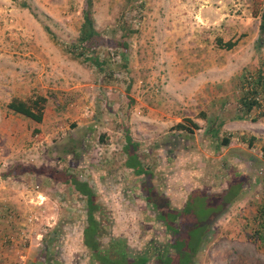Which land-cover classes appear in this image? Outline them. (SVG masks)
<instances>
[{
	"label": "rangeland",
	"instance_id": "1",
	"mask_svg": "<svg viewBox=\"0 0 264 264\" xmlns=\"http://www.w3.org/2000/svg\"><path fill=\"white\" fill-rule=\"evenodd\" d=\"M90 1L97 33L90 50L101 70L77 57L85 0H0V186L42 192L28 194L38 204L27 201L42 212L25 213L54 222L41 250L48 246L54 264H97L74 239L86 225L85 198L43 176L2 177L15 166L54 168L86 183L102 208L94 214L102 248L111 237L124 239L133 255L147 243L166 245L167 264H176V245L186 246L191 225L201 228L200 240L187 264H264L255 235L256 210L264 206V34L258 47L259 20L251 15L257 0ZM217 39L233 46L220 48ZM181 46L186 72L196 77L167 78ZM248 93L255 103L243 115ZM35 96L46 100L40 123L5 107ZM184 119L198 129H174ZM124 132L148 176L124 166ZM144 182L171 208H184L176 226L182 235L164 231L158 218L166 209L144 200ZM201 198L209 208L197 218L191 203Z\"/></svg>",
	"mask_w": 264,
	"mask_h": 264
},
{
	"label": "trees",
	"instance_id": "2",
	"mask_svg": "<svg viewBox=\"0 0 264 264\" xmlns=\"http://www.w3.org/2000/svg\"><path fill=\"white\" fill-rule=\"evenodd\" d=\"M256 1V0H254ZM258 5V8L252 11V17H255L259 20L258 22V36L256 43L259 46L263 45V34H264V0H257L255 2ZM24 8L27 6L24 4ZM43 30L47 34H51L50 31L47 29L46 26H42ZM97 36L93 28V19H92V12H91V1L85 0L84 8L82 10V18L81 24L78 30V36L76 39V44L78 45L76 49L79 50L77 57H82L83 60L88 61L98 70H101L103 61L99 60L97 56L90 50V47L95 44L94 38ZM216 45L220 48H224L226 50L230 49L233 44L231 42H222L220 39L216 40ZM122 49H124V44L120 45ZM45 98L40 96H35L32 99H28L26 101H22L17 98H11L9 102L6 104V109L11 111L13 114L20 115L22 117L28 118L36 123H40L42 120V108L45 104ZM255 102L250 98V93L246 94L240 101L241 105V114L246 115L248 114ZM202 117L204 118L203 114ZM236 119H241V116L237 117ZM189 123L190 126H186L184 123ZM220 125H215L214 127L220 128ZM218 128V129H219ZM174 129L180 132H188L192 133L193 130L198 129L197 124L192 122L189 119H184L183 123H178L174 126ZM217 133V130H215ZM124 140L126 142L123 152L126 156L124 166L128 169L132 170V173L135 176H148L149 172L147 169L143 168L140 162L138 161L136 155L137 145L131 141L129 135L124 132ZM229 142L228 138H222L219 141L221 146H226ZM24 174L30 175H37L43 176L46 179L50 180L53 183L71 185V187L81 196L85 198V213H86V225L82 229V245L83 247L89 252V257L91 261L97 264H146L148 259L151 255H148V248L140 251L137 255H133L129 249L127 248L126 242L124 239L119 237H111L107 243L108 248H102L101 244L98 240V237L101 234L100 222L94 217L95 213L101 214L102 208L96 203L94 196L91 190L87 187L86 183L77 181L76 177L73 175L67 174L64 171H58L54 168H45L39 167L38 169L28 168L24 166H15L10 171H7L5 174L2 175L3 178H17ZM142 188L145 192V201L150 204L154 209H166L164 215L159 216V220L161 221L162 225L166 227V230L170 232H174L177 229H173L169 226L170 222L175 221L176 217L172 216L173 208H171L168 204V201L164 199L161 195L157 194L151 186L144 182L142 184ZM197 201V200H196ZM197 206H199L198 211L196 210L197 218L200 216L203 217L205 212L201 210L203 203L201 201L196 202ZM203 216L199 215L202 213ZM195 214L194 210L192 212ZM255 219L257 220L258 229L255 231L256 240L261 244L264 245V206L261 204L257 210ZM201 228H196L193 232H191L190 238L186 246L184 245V240H179V244L176 245L177 254L175 256L176 264H187L189 261L190 255L196 250L200 238H198L199 232ZM179 236L183 234V231H180ZM185 247V251L183 248ZM49 252L47 251V247L42 250L41 252V260L40 264H54L55 262L52 260L51 257H48ZM51 255V253H50ZM51 258V259H49ZM180 258V259H179ZM160 264H167L169 262L168 259L162 261V259H158ZM163 262V263H162Z\"/></svg>",
	"mask_w": 264,
	"mask_h": 264
},
{
	"label": "crops",
	"instance_id": "3",
	"mask_svg": "<svg viewBox=\"0 0 264 264\" xmlns=\"http://www.w3.org/2000/svg\"><path fill=\"white\" fill-rule=\"evenodd\" d=\"M187 50L185 46H181V59L172 58L169 60L167 78L195 76L186 72L188 71L186 70L188 60L186 59L187 56H184L185 60L182 56L187 54ZM212 67L215 68L217 65L213 63ZM200 75L202 76H199L200 78H205L204 74ZM213 77L219 78L220 75H213ZM9 187L6 183L0 186V264H40L43 237L46 230L50 229L54 222L50 220L45 223L38 217L27 215L28 213L31 214L33 209H37L39 213L43 209L39 206L30 208L27 201L38 204V201L29 199L28 194L39 195L42 192L33 190L32 193H29L27 189L23 188H16L14 191L12 187ZM38 212L36 215H39ZM29 216L35 218V221ZM28 220L32 222L28 223ZM74 239L79 244L82 239V232H76Z\"/></svg>",
	"mask_w": 264,
	"mask_h": 264
},
{
	"label": "flooded vegetation",
	"instance_id": "4",
	"mask_svg": "<svg viewBox=\"0 0 264 264\" xmlns=\"http://www.w3.org/2000/svg\"><path fill=\"white\" fill-rule=\"evenodd\" d=\"M204 199H197V201L196 202H199V201H203ZM191 204H194V202H192ZM208 206H206V204H203V206L201 207V210H203L204 212H206V210H208ZM184 209V208H183ZM183 209L181 210V212H178L177 210H175L174 209V211H172V216H174V217H176V219H175V221H173V222H170L169 223V226L171 227V228H173V229H176V226H178L179 224L177 223V220L179 219V217H181L182 216V211H183ZM196 210L198 211V209H194V211H195V216H197L196 215ZM164 215V214H163ZM196 229V227H194V228H191V225H190V227L187 229V227H186V229H184V231H185V233L186 234H189V235H191V232H193L194 230ZM164 231H168V230H166V227H164ZM169 233H172V234H174L175 236H179V231H174V232H170V231H168ZM185 238L186 239H188L189 240V237H187V235L185 236ZM177 240H178V238H177ZM176 241V240H175ZM175 241L173 242V244H175ZM165 245V244H164ZM166 246V245H165ZM165 246H163V245H160V246H157V245H154V244H152V243H147V245H146V248H148L149 250H148V255H151L152 254V258L153 259H155L154 260V262L156 263V264H160L158 261V259H162V261H164L165 259H169V258H171V255H170V253L168 252V253H166L165 251H164V247ZM169 246L170 247H172V245H170L169 244ZM177 251V250H176ZM176 257L178 256V254H177V252L174 254ZM172 259V258H171ZM171 261V260H170Z\"/></svg>",
	"mask_w": 264,
	"mask_h": 264
},
{
	"label": "built area",
	"instance_id": "5",
	"mask_svg": "<svg viewBox=\"0 0 264 264\" xmlns=\"http://www.w3.org/2000/svg\"><path fill=\"white\" fill-rule=\"evenodd\" d=\"M256 101H258V98H255ZM36 190V189H35Z\"/></svg>",
	"mask_w": 264,
	"mask_h": 264
}]
</instances>
